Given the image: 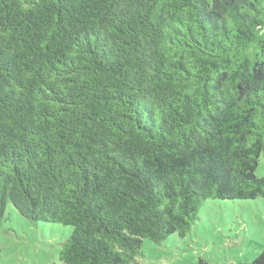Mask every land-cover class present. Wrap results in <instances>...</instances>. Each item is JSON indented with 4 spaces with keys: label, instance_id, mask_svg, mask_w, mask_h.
Listing matches in <instances>:
<instances>
[{
    "label": "trees",
    "instance_id": "trees-1",
    "mask_svg": "<svg viewBox=\"0 0 264 264\" xmlns=\"http://www.w3.org/2000/svg\"><path fill=\"white\" fill-rule=\"evenodd\" d=\"M261 157L264 0H0V226L137 264L206 201L264 199Z\"/></svg>",
    "mask_w": 264,
    "mask_h": 264
},
{
    "label": "rangeland",
    "instance_id": "rangeland-1",
    "mask_svg": "<svg viewBox=\"0 0 264 264\" xmlns=\"http://www.w3.org/2000/svg\"><path fill=\"white\" fill-rule=\"evenodd\" d=\"M256 175L264 179V157ZM0 226V264H64L59 255L73 227L33 223L8 205ZM264 249V199L208 200L186 238L161 246L146 239L137 264H249Z\"/></svg>",
    "mask_w": 264,
    "mask_h": 264
}]
</instances>
